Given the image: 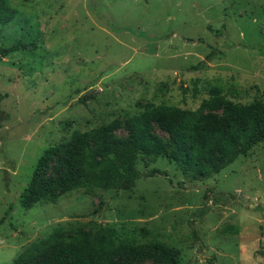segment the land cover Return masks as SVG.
Returning a JSON list of instances; mask_svg holds the SVG:
<instances>
[{
    "label": "rangeland",
    "instance_id": "374dc122",
    "mask_svg": "<svg viewBox=\"0 0 264 264\" xmlns=\"http://www.w3.org/2000/svg\"><path fill=\"white\" fill-rule=\"evenodd\" d=\"M6 2L16 13L0 24V264L57 226L64 235L104 226L158 239L172 264H264V131L231 162L215 149L204 163L216 172L200 176L139 154L140 177L129 188L61 186L52 199L20 203L42 151L58 149L44 182L57 176L56 158L74 132L90 141L105 127L108 139L124 140L130 117L147 104L189 108L225 125V99L264 100V0ZM17 42L35 47L1 51ZM212 49L222 54L207 59ZM152 132L168 137L158 121ZM152 168L165 174L149 176ZM227 225L236 232H224ZM120 261L166 264L150 255Z\"/></svg>",
    "mask_w": 264,
    "mask_h": 264
},
{
    "label": "trees",
    "instance_id": "16d2710c",
    "mask_svg": "<svg viewBox=\"0 0 264 264\" xmlns=\"http://www.w3.org/2000/svg\"><path fill=\"white\" fill-rule=\"evenodd\" d=\"M16 10L0 0V24L8 23ZM34 42H17L1 49L7 53L20 48L33 49ZM210 50L205 56L212 58L216 52ZM216 54H222L217 52ZM204 65L200 60L190 66L197 69ZM220 87L212 86L210 93L218 95ZM5 93L0 92V100ZM174 112L175 115H171ZM1 114V110H0ZM166 115L167 117H164ZM211 114H199L189 108H178L166 104H147L143 111L129 119V134L124 140L108 139L106 128L90 132V141L76 132L72 135V146L56 158L57 176L42 182L55 159L57 147H46L38 157L29 183L22 192L21 206L28 207L39 200L52 199L53 192L61 186L76 188L126 189L140 177L135 167L139 154L160 155L176 161L183 169H190L197 175H204L218 168H209V160L215 149L221 150L226 162L246 152L264 131V100L238 103L225 99L222 118L225 125L213 122ZM158 121L168 133L162 139L152 132V122ZM165 174L159 168H152L148 175ZM237 228L227 225L224 232H236ZM63 227H55L45 238L32 241L12 260L18 264L44 255L28 264H123L138 261L150 255L166 264L173 263V255L165 242L158 239L139 240L132 232H119L114 228L99 226L88 232L76 230L73 235H64Z\"/></svg>",
    "mask_w": 264,
    "mask_h": 264
}]
</instances>
